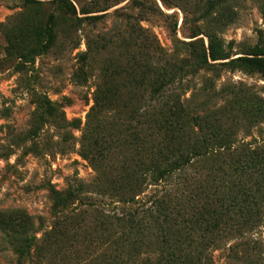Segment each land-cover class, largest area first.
<instances>
[{"label": "trees", "instance_id": "trees-1", "mask_svg": "<svg viewBox=\"0 0 264 264\" xmlns=\"http://www.w3.org/2000/svg\"><path fill=\"white\" fill-rule=\"evenodd\" d=\"M43 1L23 0L26 5ZM52 1L62 16L75 15L71 1ZM128 6L138 23L144 20L149 8L141 0H129ZM49 18L38 31L42 42L32 47L22 43L24 37H6V54L25 57L48 49L55 38ZM169 29L174 33L175 25ZM134 34L133 49L124 47L123 55L128 93L119 98L114 89L105 93L98 86L81 129L77 154L93 177L73 179L51 192L58 221L48 240H41L39 254L49 264H213V252L235 241L227 248L231 262L264 264L257 235L264 237V146L236 139L230 121L237 118L229 119L225 112L227 104L241 106L238 129L241 120L261 123L264 104L257 101L246 108L232 92L230 100L216 107L210 86L197 94L198 101L193 93L183 97L204 67L264 73V49L231 58L214 36L207 35L204 46L193 35L187 42L174 38L168 51L143 27L137 26ZM146 82L145 96L141 89ZM37 108L30 133L46 119L68 129L63 112L46 97L39 98ZM13 221L0 214L2 228L18 229L21 259L37 239L29 221Z\"/></svg>", "mask_w": 264, "mask_h": 264}, {"label": "rangeland", "instance_id": "rangeland-1", "mask_svg": "<svg viewBox=\"0 0 264 264\" xmlns=\"http://www.w3.org/2000/svg\"><path fill=\"white\" fill-rule=\"evenodd\" d=\"M69 1L75 7V15L62 16L52 0L31 5L23 0H0V214L14 219V225L18 218L29 221L37 239L29 253L18 259V229L0 226V264H49L37 248L41 240H48L51 227L58 221L51 192L64 189L73 179L85 182L93 177L92 170L77 154L81 129L98 86L105 93L114 89V96L119 98L128 93L124 47L133 49L137 26L152 34L159 46L168 51H172L174 38L187 42L193 35L204 46L206 36H214L231 58L255 47L264 49V0H141L149 9H144L148 12L139 23L133 17L136 11L128 6L129 0ZM104 8L108 9L102 11ZM157 9L173 17L165 19ZM80 10L92 13L83 15ZM50 16L55 38L48 49L39 53L26 51L25 57L6 54V37L13 36L16 41L24 37L22 43L32 47L42 42L44 37L38 31ZM173 25L175 32L171 33L169 28ZM79 53L85 54L84 59L77 56ZM191 80L192 89L185 98L193 93L198 101L197 94L210 86L217 98L216 107L223 106L227 98L230 100L232 92L245 101L246 108L257 101L264 104L262 72L229 71L214 65L204 67ZM146 87L147 82L141 89L145 96ZM41 97L63 112L68 129L61 130L46 119L35 125V134L30 133L35 114L40 111L37 105ZM225 112L229 119L237 118L229 120L230 125L235 124L236 139L264 146V120H241L237 129L240 118L236 115L243 116L241 106L227 104ZM257 235L264 251V237ZM62 237L67 236L64 233ZM235 244L231 241L213 252V264H235L227 258L228 246Z\"/></svg>", "mask_w": 264, "mask_h": 264}]
</instances>
